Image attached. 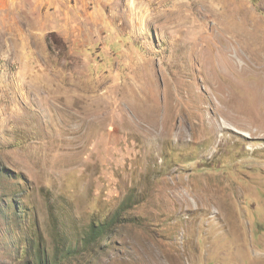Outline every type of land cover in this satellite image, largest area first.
<instances>
[{"label": "rangeland", "instance_id": "rangeland-1", "mask_svg": "<svg viewBox=\"0 0 264 264\" xmlns=\"http://www.w3.org/2000/svg\"><path fill=\"white\" fill-rule=\"evenodd\" d=\"M0 264H264V0H0Z\"/></svg>", "mask_w": 264, "mask_h": 264}, {"label": "trees", "instance_id": "trees-1", "mask_svg": "<svg viewBox=\"0 0 264 264\" xmlns=\"http://www.w3.org/2000/svg\"><path fill=\"white\" fill-rule=\"evenodd\" d=\"M101 229H102V231H101ZM104 230H105V229H104L103 227H101V226H100L99 228H97V230L93 228V231H92L91 235L94 234L95 232H98V233H99L100 231H101V233H102ZM101 233H100V234H101ZM100 234H99V235H100Z\"/></svg>", "mask_w": 264, "mask_h": 264}]
</instances>
